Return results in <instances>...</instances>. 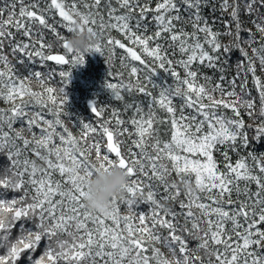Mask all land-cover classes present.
<instances>
[{
	"label": "snow or ice",
	"instance_id": "obj_1",
	"mask_svg": "<svg viewBox=\"0 0 264 264\" xmlns=\"http://www.w3.org/2000/svg\"><path fill=\"white\" fill-rule=\"evenodd\" d=\"M205 8L227 17L224 31L214 29ZM85 29L98 38L90 52L107 51L111 62L118 47L121 66L129 69L127 82L121 72V82L104 84L123 103L122 112L112 110L115 130L107 126L111 120L100 125L104 145L89 143L98 131L91 123H82L79 137L64 124L65 88L45 86L54 74L20 75L4 54L7 41L25 64L39 58L83 65L86 53L68 49L66 34ZM46 32L65 54H45L53 48ZM222 36L231 39L224 43ZM169 50L182 58L173 61ZM153 63L170 74V84L153 80ZM0 64L6 105L0 107V157L7 161L0 165V264H264V153L247 151L264 141V75H257L258 68L264 73V0H156L154 7L152 0H4ZM96 105L90 101L101 117L105 109ZM242 110L260 119L251 140ZM125 134L135 150H121ZM231 153L238 154L234 162ZM97 161L118 163L129 177L125 195L112 197L106 215H93L83 203V180ZM141 205L149 210L135 211Z\"/></svg>",
	"mask_w": 264,
	"mask_h": 264
},
{
	"label": "trees",
	"instance_id": "obj_2",
	"mask_svg": "<svg viewBox=\"0 0 264 264\" xmlns=\"http://www.w3.org/2000/svg\"><path fill=\"white\" fill-rule=\"evenodd\" d=\"M3 3H4V0H0V6H3ZM155 3H156V0H152L153 7ZM204 15L208 17L209 22L213 24V27L216 31H221V32L224 31V27H225L224 20H226L227 17L226 16L221 17V13L219 12V10H217L213 14L211 13L210 8H205ZM5 16H7V13L5 14ZM242 19L245 21L246 26L251 27V24L247 23L248 17L242 16ZM154 30H155L154 28L150 27L148 34H151V32ZM186 30L189 32L192 31L190 26L187 27ZM45 35L47 37L46 42L53 44V48L51 50H45V53L49 54L50 52H63L65 54V50L59 46V43L56 41L54 35L51 32H46ZM66 35L70 36L71 34H66ZM111 35L116 39H120L122 42L126 44L129 43L123 37V35L116 30H113L111 32ZM244 35H246V33ZM14 39L16 41L24 40V42H28L25 38H23L20 35H16ZM230 39L231 37H228V36L221 37V40L224 43H228ZM165 47H167V45H165ZM4 54L7 55L9 60H11L12 63L16 65L17 67L19 66L22 68L25 66V64L21 62L20 59L22 58L24 61L27 58L24 57V55L21 53H18L16 56H14L18 60L14 58V61H13V55L10 51V48L8 47L7 41L5 42ZM108 55L109 53L107 51H105L104 55H102L101 58L92 56V54L90 53H86L85 63L83 65L77 64L74 67L71 64L57 65L56 63H51L49 61L40 62L39 58H36V61L29 60L26 63L27 65L26 67L29 68L28 71L29 70L33 72L41 71L44 73L45 79L46 77L48 78L50 74H54L52 78L48 80L47 83L54 85L53 87L57 89L64 87L66 94L68 96V101L71 102L70 105L68 103L63 105L64 113L69 114V115H63L61 117L63 121L68 120L69 123H72L71 126L73 127L77 135H80L82 131V123H86V121L88 123H91L94 127L98 129V131L96 134H90L89 142L93 140H99L102 145L106 144V141H105V137H102L100 135V132H99L100 125L104 123V121L111 120L112 123L107 126L115 130L117 126L115 124V120L112 118V110L117 109V110H121V112L123 111V103L112 99L108 90L105 89L104 84L108 82H117V83L121 82V77L118 75L121 72L124 74L123 82H127V80L129 79L128 77L129 69L121 66L120 57L124 55V50H121L117 47L116 55L115 57L112 58L111 62L108 61ZM239 55L240 54L238 51L234 52L232 54V60L233 61L236 60L239 57ZM168 56L173 61L182 58L178 50L176 51L175 55H173L172 51L169 50ZM124 63L128 64L129 60H125ZM134 63H137L138 65V62H134ZM149 63H152V61L149 60ZM152 66L157 67V65L154 63L152 64ZM0 67H3V65L0 64ZM172 67H174L177 71H180V73L183 72V70L180 69L179 66L176 65L175 63L172 65ZM60 71L71 73L72 78L70 79L67 77L61 78L59 76ZM100 71H102L103 73L101 74ZM201 72L209 76H214V78L218 77L219 75V73H213V70L208 69V68H201ZM22 73H25L24 70L22 71ZM109 73H111V76H109ZM233 74L234 73L231 70L227 73L229 78H231ZM257 75H264V73H261L258 68ZM143 76H144V73H141V79H143ZM152 78L157 84L161 86H167L168 84H170L172 80L170 78V75L169 76L166 75L165 71L163 69H159L158 67H157V71L153 74ZM237 83H240V81H237ZM248 88L249 90H252V96L257 95L255 90L253 89L251 77H249ZM237 91H239V89H237ZM57 94L59 96V99H63V94H60V93H57ZM138 98L143 99L142 96ZM90 101H97L96 106L98 108L103 107L105 109L101 117H96L92 113ZM258 111H259V101L257 100V113ZM131 114L132 113L129 112L125 115H122L121 118L127 119V117L130 116ZM159 115L163 116L164 113L161 112L159 113ZM241 115L243 119L245 120L246 124L252 125V127L248 129L249 138L251 140V138L254 135L255 127L260 124V119L259 118H256V119L249 118L243 110L241 112ZM80 121H81V124L79 125ZM129 130L131 131V128H129ZM119 139L124 142V145H126V147H132L133 150H135L134 146L131 144V139H129L126 134L124 135V137L123 136L119 137ZM132 139H135V137H132ZM124 145H122L121 150H123ZM126 147H125V151H126ZM104 150L105 149L102 148V151ZM252 150H255L256 153H264V141H253L250 144V147L247 151H252ZM239 154L246 155V152H240ZM93 156H94V152H93ZM231 156H232L233 162L238 158L237 153H231ZM216 158L218 162H220L221 168H223L222 157L219 154H217ZM6 163L7 161L3 159L2 157H0V165H4ZM233 199H235V194L233 195ZM148 210H149L148 205H141L135 211L147 212ZM121 211L122 213H126L127 210L126 208L122 206ZM229 227H231V225H229ZM191 243H192V246H195L196 241H192ZM162 251H165V253H167L166 249H162Z\"/></svg>",
	"mask_w": 264,
	"mask_h": 264
},
{
	"label": "clouds",
	"instance_id": "obj_3",
	"mask_svg": "<svg viewBox=\"0 0 264 264\" xmlns=\"http://www.w3.org/2000/svg\"><path fill=\"white\" fill-rule=\"evenodd\" d=\"M68 49L82 53H91L90 49L98 43V38L85 29L77 30L66 38ZM129 182L126 170L118 163L108 166L95 162V170L91 176L83 180V203L89 211L96 214H108L112 197H123L125 185Z\"/></svg>",
	"mask_w": 264,
	"mask_h": 264
},
{
	"label": "rangeland",
	"instance_id": "obj_4",
	"mask_svg": "<svg viewBox=\"0 0 264 264\" xmlns=\"http://www.w3.org/2000/svg\"><path fill=\"white\" fill-rule=\"evenodd\" d=\"M45 54H47V53H45ZM90 54H92V56H95V57H98V58H101L102 57V55L100 54V53H98V52H91ZM14 58L16 59V60H18L16 57H14L13 56V61H14ZM22 59V58H21ZM21 62H23L24 63V61H23V59L21 60ZM25 64V63H24ZM14 65V64H13ZM16 66V65H15ZM27 65L25 64V66L24 67H22L23 68V70H24V72L25 73H22V68L21 67H17L16 66V69H17V71H18V73L20 74V75H26V74H28V73H31V72H33V71H28V67H26ZM101 72V74L103 73L102 71H100ZM165 74L166 75H170L169 73H167V72H165ZM184 75V73L183 72H181V76H183ZM70 78H72V76H70ZM170 78L172 79V77L170 76ZM46 79H47V77H46ZM171 83V82H170ZM32 86H33V88H34V90H37V91H40L41 90V88H40V86H39V82L38 81H35V80H33L32 81ZM46 87L47 86H51V87H53L54 85H51V84H49V83H47L46 85H45ZM226 87H227V85H225ZM66 103H68L69 105L71 104V102L70 101H68L67 100V102ZM174 103L177 105V106H179V103H180V101H179V99L177 98L176 100H174ZM6 105H4L3 103H0V107H5ZM229 115H231L230 114V112H229ZM47 118H51V116H47ZM86 123H88L87 121H86ZM64 124L73 132V134L74 135H76L77 137H79V135H77L76 133H75V130L73 129V127L71 126L72 125V123H69L68 122V120L67 121H64ZM17 127L19 128L20 127V125H17ZM38 131V130H37ZM124 137V136H123ZM57 142H59V141H57ZM92 142V141H91ZM91 142H89V143H91ZM122 151H125V145H124V148H123V150ZM34 158V157H33ZM92 159H93V161H95V154H94V156L92 155ZM37 163L38 164H41L42 162H40V161H37ZM54 179H60V177H59V175L57 174V175H55L54 176ZM230 228V227H229Z\"/></svg>",
	"mask_w": 264,
	"mask_h": 264
},
{
	"label": "water",
	"instance_id": "obj_5",
	"mask_svg": "<svg viewBox=\"0 0 264 264\" xmlns=\"http://www.w3.org/2000/svg\"><path fill=\"white\" fill-rule=\"evenodd\" d=\"M49 54H63L62 52H50ZM51 63H55L54 61H49ZM105 141H106V137H105Z\"/></svg>",
	"mask_w": 264,
	"mask_h": 264
}]
</instances>
